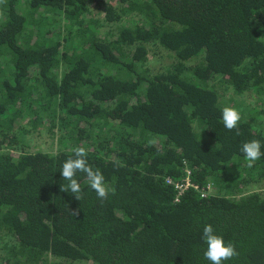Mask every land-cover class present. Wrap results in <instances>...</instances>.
<instances>
[{"label":"trees","instance_id":"1","mask_svg":"<svg viewBox=\"0 0 264 264\" xmlns=\"http://www.w3.org/2000/svg\"><path fill=\"white\" fill-rule=\"evenodd\" d=\"M28 127L55 154H11ZM254 139L264 153V0L0 3V264H211L205 223L236 248L223 264H264ZM74 147L106 200L79 172L82 199L61 191Z\"/></svg>","mask_w":264,"mask_h":264},{"label":"clouds","instance_id":"2","mask_svg":"<svg viewBox=\"0 0 264 264\" xmlns=\"http://www.w3.org/2000/svg\"><path fill=\"white\" fill-rule=\"evenodd\" d=\"M5 0H0L4 3ZM222 121L224 127L229 131L237 129L238 122L241 119L240 113L237 109L225 106L221 110ZM237 134H239L237 129ZM243 153L248 167L258 161L264 153L261 152V142L259 140L246 141L240 148ZM73 156L66 159L60 168L61 177L67 181L66 184L61 185V191L70 192L74 194L76 200L82 199L81 184L76 178L77 173H83L88 186L95 191L97 198L104 201L108 198L109 193L114 194V189L108 187L105 183L103 174L97 169L93 168L87 162V151L84 147H74L72 149ZM202 239L207 245L203 252L204 258L209 260L211 264H223L237 256L238 253L232 242L225 243L224 238L215 232L212 224L205 223L203 226Z\"/></svg>","mask_w":264,"mask_h":264},{"label":"rangeland","instance_id":"3","mask_svg":"<svg viewBox=\"0 0 264 264\" xmlns=\"http://www.w3.org/2000/svg\"><path fill=\"white\" fill-rule=\"evenodd\" d=\"M23 114V113H21ZM21 114L18 116L20 118ZM17 117V118H18ZM27 135H28V145L27 147H22L19 144H17L19 147H16L15 144V149L12 150L11 154H13L14 156H18L19 155V148H24L23 151H25L26 153H37V152H49V153H54L57 150V145L55 144V142L52 140L50 134L46 133L44 130L42 129H37V128H33V127H28L27 128ZM10 143V142H8ZM14 143V142H12ZM260 188L262 190H264V184H262L260 186ZM260 191V190H258ZM264 194V193H262Z\"/></svg>","mask_w":264,"mask_h":264},{"label":"built area","instance_id":"4","mask_svg":"<svg viewBox=\"0 0 264 264\" xmlns=\"http://www.w3.org/2000/svg\"><path fill=\"white\" fill-rule=\"evenodd\" d=\"M191 186H190V184H189V182L188 181H186L185 183H184V185L183 186H176L175 187V189H176V191L178 192V194L179 195H181L185 190H187L188 188H190ZM211 190H210V187H208L207 188V191H202V194H201V196L202 197H205L207 194H208V192H210Z\"/></svg>","mask_w":264,"mask_h":264}]
</instances>
